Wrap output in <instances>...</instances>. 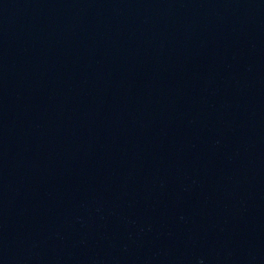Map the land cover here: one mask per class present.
<instances>
[{
	"label": "water",
	"instance_id": "water-1",
	"mask_svg": "<svg viewBox=\"0 0 264 264\" xmlns=\"http://www.w3.org/2000/svg\"><path fill=\"white\" fill-rule=\"evenodd\" d=\"M0 264H264V0H0Z\"/></svg>",
	"mask_w": 264,
	"mask_h": 264
}]
</instances>
